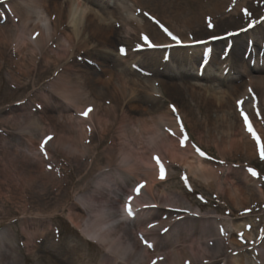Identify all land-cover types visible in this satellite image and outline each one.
Segmentation results:
<instances>
[{
  "label": "rangeland",
  "instance_id": "374dc122",
  "mask_svg": "<svg viewBox=\"0 0 264 264\" xmlns=\"http://www.w3.org/2000/svg\"><path fill=\"white\" fill-rule=\"evenodd\" d=\"M119 1H124L125 5L133 10H139L137 4L132 6V0ZM178 1L180 2V0ZM198 1L203 3V0ZM80 2L77 6L78 11L79 9L83 10L84 1L80 0ZM105 2L101 3L99 0H94L92 6L94 9L104 10L103 12L107 13L103 16L107 18V21L104 22L109 23L111 19L108 16L114 10V6L108 0ZM145 2H147L144 7L146 19L150 17L148 13L155 10L151 8V5L158 10L164 5L162 0H145ZM242 2L243 6L236 8L237 3ZM230 3V6H226L227 8L222 10L226 17L217 14L211 18L212 21L205 20L204 27L209 26V21L213 26V22L219 18H222L220 19L222 23L227 22L228 14L234 9H238V12L249 16L252 14V12L249 13V10L259 7L257 13H260L259 11L264 6V0H231ZM7 6L9 10L10 5ZM167 10L169 12L174 10V5H170ZM10 23L12 21H9V18L0 20V26L5 30L3 40L5 39L6 43L4 55L0 57V170L6 169V161H8L9 168L10 163L13 162L12 170L9 169L13 185L10 187L0 186V232L2 237L0 239V264H117L116 261L119 260L125 263L118 264H134L127 258L128 249H125V252L123 250L124 255L120 256L116 253L118 251L116 248L110 247V251H107L98 241L90 243L84 240L78 230L68 222V212L75 203L84 201L86 196L92 195L91 201L85 202V215H90L95 219L99 229L98 234L107 231L106 229L110 227H115L116 230V225H119L118 228L125 229L130 226L136 228L139 225L137 223L138 225L135 226L137 221L119 223V217L108 220L107 213L116 210L119 214L120 205L115 206V210H112L110 205L111 198L119 192L110 174L116 177L124 176V174L118 172L119 167L115 165L122 157L116 158L117 162L110 163L109 169L106 164L104 149L109 145L119 147L123 141L119 127L125 122L134 124L135 119L132 116L139 117L143 114V116H149L151 119L158 116L162 117L163 121L168 122L163 116L167 104L180 106L195 114L197 124L190 125L191 128L185 122L183 124L192 143L202 151L203 155H196L198 154L196 149V154L192 153V149L187 145L183 149L185 155L182 156L188 158V161L194 166L201 162L200 166H203V171L209 177V185L202 187L195 181V186L190 175L186 176L185 170L180 166L179 155H176V158H171L166 154H160V157L156 158H159L164 167V178L161 179L160 170H158L156 172L157 180L162 183L156 188L166 195L170 200L168 203L178 205L179 202H183L190 208L199 211L202 216H214L205 218L188 216L186 219L192 221L191 225L182 223L185 228L178 234L179 238L171 240L174 246L180 244L179 246L183 247V252L187 255L190 251V241L195 238H199L201 242H206L207 248L212 249L209 252L193 249V254L189 255L190 259L184 260V264H224L231 260L229 258L235 257L237 252L244 254L245 260L248 257L250 259L253 257L255 260L251 262L252 264H264V159H261V154L248 158L244 153L231 150L226 139V136L233 134L239 139L233 125V119L237 117L234 114H241L238 116L239 118L237 117V124H240V127L244 126L245 122L242 117L244 110L242 108L252 101V96L246 95L241 100L236 96V92L223 87L224 83L219 82V86L216 80L203 77L215 72L223 76L221 70L215 71L210 68L205 70L206 72L202 77L195 76L193 63L180 66L176 62H168L167 59L170 56H167V53L164 55L162 51L148 49L149 51L147 50L142 57H139L138 67L132 68L135 69L134 73L128 74L126 77L130 81L132 80L131 86L135 91L134 102L138 105V110L129 111V116L125 115V117L113 110L99 114L98 119H105L108 126V134L103 135L102 140H98L101 136L100 127L95 129L94 134V130L89 132V137L81 138L79 134L68 135L60 123H57L54 128L50 127V123H53L56 118L63 119L66 117L68 124L76 128L80 123L88 124L87 116L81 115L82 111L78 110L79 107L75 101H79L81 95H70L69 90L42 95L46 92L41 90L53 78L51 71L37 79L38 82L35 86L32 85L31 76L24 77L15 73V76L10 79V70L14 69L15 63L11 60L9 53L12 54L15 51L16 39L20 36L17 28L11 29ZM227 25L216 28V31L227 30L228 27H224ZM118 29L115 28V30ZM86 33L88 32L86 31ZM122 33L110 35L108 40L114 44L112 46H101L98 43L90 44L91 40L87 39L88 46L91 48L86 55L90 59L88 66L96 70L95 73L101 81L104 80L105 75L98 70L101 66H94L96 64L94 61L99 62V59L103 58V63L108 68L112 66L118 68L116 64L126 66V62L132 61L129 58L125 60L121 56L118 58L115 45L116 42L121 44L119 36ZM196 37L192 36V38ZM245 38H242V42ZM39 43L40 48L46 46L44 40ZM26 48H29L27 50L34 55L37 54L30 43L27 44ZM75 53L74 56H76ZM181 54L187 53L184 51ZM177 55H179L178 52ZM147 57L152 58V60L146 62ZM115 59H118L119 63H115ZM71 60L75 61V58ZM40 61L39 59L38 64ZM76 63L79 64L78 61ZM229 69L228 78L232 77V73L235 72L234 66ZM239 79L237 81L232 80V82L230 80L227 86L232 88L236 82L242 84L246 81L245 76ZM172 83L177 86H169ZM190 84H195L198 87L212 86L220 97L227 95L225 99L230 100V97L234 96L235 100H233V104L232 101L227 103L221 97V100L224 101L222 104L224 108H218L217 101L214 106L212 105L213 107H209L210 105L205 107L206 104L200 100L199 94L188 88ZM76 87L71 93L77 92ZM250 91L249 88V93ZM103 96L106 98V94ZM105 98H98L97 100L101 102ZM238 101L242 103L238 105ZM140 108L144 109L145 112L141 111ZM23 114L26 117L33 115L35 121L39 123L37 127L42 126L44 129V137H51V139L44 142H41V139L38 141L39 138L34 137L36 131L32 130L34 126L32 124L29 129L32 132L31 137L34 139L27 138L24 125L20 126L14 121L17 116ZM220 115L223 117L220 118ZM122 118L124 121H121ZM200 120L203 122L201 123ZM239 131L247 134L242 129ZM200 138H203L201 144L198 141ZM251 139L254 148L258 147L252 135ZM72 140H75V143L70 148L67 143ZM96 142L98 144L94 148ZM142 142L146 145L145 140ZM132 143L135 148L138 147L136 141ZM131 158H136L141 165H152L153 163L152 156L150 157L149 154L142 155L139 159L135 155ZM75 159L79 160V163H76ZM249 169L254 170L257 175L253 176L248 171ZM43 171L47 176H42ZM28 173L32 177L30 183L25 180V175ZM51 177H55L57 180V187H60L58 192L52 193V188L46 187V185H50ZM129 187L126 190L130 193ZM92 189L93 191H91ZM128 192L126 195L129 194ZM59 193L62 198L61 201L57 202L54 195ZM106 193L109 194V199L106 198ZM103 195L107 200L102 197ZM162 197H164L162 194L155 195V200L159 202L163 199ZM156 211L157 209L154 208H147L146 210L151 217L153 216L151 219L155 218ZM167 215L171 216L173 213H167ZM158 218L160 217L158 216ZM201 220L205 223L203 228L202 222H199ZM204 228H208L209 232L202 233ZM31 230L37 231L31 234ZM121 234L120 232L117 233L118 236ZM171 236V229L164 234L156 230L154 234L149 236L150 240L159 239L162 241L165 247H162L160 251L164 254L159 256L152 254L147 264L157 263L166 257L169 260L167 242ZM124 238L127 244L133 243V246L143 247L148 237L146 236L141 240L135 237L133 241L130 234ZM124 240L121 239V242L123 246H126ZM116 244L113 239L110 241L111 246ZM152 245L154 246L155 242L152 241ZM216 248L219 249L217 253ZM225 248H227L226 251H224ZM147 249L152 251V247ZM106 256L111 258L105 259ZM115 258L118 260H113ZM106 260L110 262L106 263Z\"/></svg>",
  "mask_w": 264,
  "mask_h": 264
},
{
  "label": "bare ground",
  "instance_id": "6f19581e",
  "mask_svg": "<svg viewBox=\"0 0 264 264\" xmlns=\"http://www.w3.org/2000/svg\"><path fill=\"white\" fill-rule=\"evenodd\" d=\"M8 1V4L11 6L13 17V23H10L11 29H14L15 27L20 32V36H18L16 39L17 45L15 44V51H13L12 54L11 52L9 53L11 60L15 63L14 69L10 70V79L15 76V73H18L24 77L31 76L32 85L35 86V84L38 82L37 79L42 78L43 75L50 71H57L53 74L52 80L48 82L41 90L42 92H46L42 95H46L47 93H58L60 91L65 92L69 90L70 95H81L79 97V101L75 100L79 107L78 110L85 112L90 108L91 111L87 116L89 121L87 123L89 125L80 123L76 128L72 125H69V122L65 119L66 117H64L63 119H54L53 123H50V127L54 128L57 123H60L64 127V130L68 132V135L79 134V137L81 138L89 137V132L94 130V134L95 129L100 127L101 136H99L98 140H102L103 135L108 134L106 120H99V114L104 112L107 113L108 110H113L118 111L119 115L125 117V115L129 116V111L138 110V105L134 102L135 91L131 86L132 80L130 81V79H127L126 77L128 74L134 73V69H131V67L134 66V63L136 64L137 61H140V58L138 57H142V55L147 52L146 48L148 46L155 45L154 47L156 48H162L159 50H163L164 48L168 49L170 52L169 61H173L178 63L180 66H184L186 63H191L195 59L198 61L200 58L199 50L201 49V46H197L192 49L186 48L190 41L201 39L205 40L206 37L214 36L216 38L214 44L219 45L221 42H226V40L220 39L231 37V39L234 38L235 44L237 43L236 45H239V41H241L243 37L253 34L257 29V31H259L260 27L264 26L262 19L250 29L245 25L246 22L254 23L257 21L259 15L264 13V6L259 11L260 13H257L259 7L249 10L248 6H246L249 10V13L252 12V14L249 16L238 12V9H234L233 11L231 10L232 12L228 14L229 18L227 19V22L222 23L220 20L222 18H219L216 22H213L212 28H209V26L206 27L209 29L207 30L203 25L205 20H211V18H214V16L217 14L221 15V17H226L224 16L222 10L231 5V0H203V3L198 0H180V2L178 0H162L164 1V5H162V8L159 10L151 5V8L155 10L153 11L151 9L152 12H150V16L154 15L153 19L161 21L166 27H168L173 35L180 39L182 43L176 44L171 38H168V36L163 34L160 30H157L154 25L149 22V20H146L140 16H138V20L133 19L131 14L134 15L136 13L133 9L126 6L124 1H122V3L119 0H108V2L114 6V10L111 13L109 12L110 16H108V18L111 19V22L109 23L104 22L107 21V18L103 16L107 13L103 12L104 10L94 9L92 6L94 0H86L83 2V10L79 9V11L77 6L79 3H81L80 0H7L6 2ZM99 1L101 3H106L105 0ZM132 4V6L137 4L139 9L142 10V8L144 9L146 6L147 2H145V0H132ZM170 5H174V10L169 12L167 9L170 8ZM242 6L243 2L237 3L236 8ZM4 14H6L5 17L9 16L8 13ZM9 21H11V18ZM225 24H228L227 26H224L228 27L227 30L225 29L224 31L219 32L216 31V28H222V26ZM115 28L119 29L115 30ZM236 29H241L243 32H239L235 35L236 37H233L232 32ZM86 31L88 33H86ZM123 31L124 33H122ZM121 33L122 35L119 38V42L128 51V53H125L124 58L129 56L128 58L132 61L126 62V66L116 64L118 68H115L114 66L108 68L106 64L103 63V58L99 59V62L96 61V63H99V66H101V74L105 75L103 81H101V79L93 70L90 71L83 66L82 69V67L78 65L76 66L73 62L68 64V62L71 61L70 58L73 57L74 52L77 54L81 52L85 55L91 50L90 46H88L87 39L91 40L90 43L96 42L101 46H112L114 44L108 40L110 35H120ZM3 34H5V30H3L2 26H0V57L4 55V45L6 44L5 39L3 40ZM203 34L206 35L204 36ZM191 35L197 37L191 39ZM142 36L148 37V41L146 43H143L144 40L141 38ZM41 40H44L46 44V46L44 45L43 48H40L39 42ZM28 43H30L32 47L35 48L37 51L36 55L27 50L29 49L26 48ZM138 45L144 50H140L141 48H139ZM188 50H192L191 55L188 56L187 54H181V52L184 51L188 53ZM177 52L179 55L176 56ZM232 55L234 54L232 53ZM224 56L225 55L223 54V58L220 60L215 59L213 56V59L209 64H207V66L212 67V65H221L223 67L222 69H224L226 66L224 65L225 62L227 63L228 61H231L233 62L232 66L235 68V72L232 73V77L228 78V73L223 76L217 73H210L204 76L201 75V77L206 76L205 78L209 80H216L219 86V82L224 83L223 87L236 92V96L241 100L242 97H245L246 95H249V97L252 96V101L242 109L249 117L252 128L256 132L257 137L260 138L262 149L264 150V61H262V63L253 61V63L250 65L248 61L243 59V56L236 57V55H234L235 58L233 59H225ZM227 57H230V55ZM39 59L41 61L38 64ZM146 59V62H150L152 60L150 57H147ZM83 61L85 60L83 59ZM114 61L115 63H119L118 59H115ZM242 76H245L246 78L244 83L239 84L236 82V85L232 88L227 86L230 80L231 82L232 80L237 81L240 80L239 78ZM173 85L176 84L172 83L169 86L173 87ZM74 87H76L77 92L71 93ZM188 88L192 92L199 94L200 100L206 104L205 107L208 105H210L209 107L212 105L214 106L215 102L217 101V107L224 108L222 106L224 101L221 100V97L223 96L220 97L219 94H216L218 92L214 90V87L207 85L204 87H198L195 84H190L188 85ZM249 88L251 90L250 93ZM223 93L224 95L226 94L225 91ZM104 94H106V98L103 96ZM226 97L227 95H225L223 98L225 99ZM98 98L105 99L104 101L99 102L97 100ZM230 98V100L225 99V101L227 103L232 101L231 103L233 104L235 97L231 96ZM106 105L107 107H105ZM168 107L169 104L163 111V116L166 120H168V122L163 121L162 117L158 116L152 119L149 116H143V114L139 117L132 116L135 119L134 124H132V122H125L121 127H119V132L123 138V141L119 147L116 148L113 145H109L104 149L107 159V167L110 166V163L117 162L116 158L122 157L118 164L116 163L115 165L119 167V169H117L118 172L120 171V173L124 174V176L119 175V177H116L115 175L110 174L112 181L117 186V190H119V192L115 193L114 197L111 198L110 205L112 206V210H115V206L118 204H120L121 208H138V210H140L143 204L158 203L155 200V195L162 194L164 197H162L163 199L159 201L160 205L152 204L153 206H158L159 208L157 214L154 217L158 216L159 213H164L160 212V210H176L179 213L188 212V208L182 202H179V208L177 209L170 208L168 207L169 205L165 206L170 200L166 197V195H164V193L156 188L157 185L162 183L157 180L156 175V171L159 166L154 160L153 165H141V163L136 158H131L133 155L137 156L138 159L140 156L147 154H149L150 157H160V154H166L171 158H176L175 156L179 155L180 158L178 161L180 162V166L185 169V173L188 174V176L190 175V178H192L194 184L195 181H197L202 187L209 185V177L203 171V166H200L201 162L197 166H194L188 161V158L182 156L185 155L183 153V149L187 146L188 142L190 143L186 136L182 121L188 124V126L191 128L190 125H195L198 123L195 114L190 113L188 110L177 105H174L175 111H171ZM140 110L145 112V110L142 108H140ZM174 114L176 115L174 116ZM234 115H237V117L239 115L241 116L239 113ZM216 117L218 118V116ZM221 117H223V115H220V118ZM237 117H234L233 125L236 128L239 139L235 137L234 134L226 136L229 147L231 150L246 154L248 158H253L256 156V147L254 148L251 134L247 130L246 125L240 127V124H237ZM14 121L20 126L24 125L27 138L34 139V137H37L39 138L38 141L44 138L43 136L45 135V131L42 126L37 127L39 123L35 121L33 115H28V117H26L24 114L19 115ZM121 121H124V119L122 118ZM200 122L202 123L203 120H200ZM31 124L34 125L32 130L36 131L34 137H31L32 132L29 129ZM239 129L247 132L248 135L244 132L241 133ZM226 134L228 135L227 132ZM124 138H126V140H124ZM142 140L146 141V145L143 144ZM181 140H184L183 146H181ZM202 140L203 138L198 140L200 144ZM133 141H136V145H138L137 148L134 147V144L132 143ZM221 141L223 140L221 139ZM74 143L75 140H72L71 142L67 143V146L72 148ZM97 144L98 142L94 144V148H96ZM75 162L79 163V160L75 159ZM5 165H7L6 169L0 170V186L10 187L13 185V179L11 178L12 175L9 169L12 170L13 162L10 163V168L8 161L5 162ZM44 175L47 176V174L43 171L42 176ZM25 176V180L30 183L32 181L31 175L28 173ZM142 179L145 180V184L142 188H140L139 196L132 198L131 200L124 198L128 192L126 190L127 187L130 186V189L131 187L136 189L139 186L136 183ZM49 182L50 185H46V187L52 188V193L55 191L58 192L60 187H57L56 178L51 177ZM91 191H93V189ZM105 195L106 198L109 199V194L106 193ZM105 195L102 197L105 198ZM91 196L92 195L86 196L84 201L75 203L68 212L69 223L78 231H80L83 238L87 237L92 241H98L107 251H110V247L116 248L118 249L116 253L120 254V256L124 255L123 250L125 252V249H128L127 258L130 259L134 264H147L152 254L155 256L164 254L160 251L162 247H165V244L159 239H152V241L155 242V245L152 246V251L144 246H133V243H125V236L128 237L131 234L132 240L134 241L135 237H138V232L141 234L147 232L149 234L153 233V231L159 228L158 224H154L151 228L147 226L141 231V224L139 223V225L137 223L135 224V226L138 225L136 228L134 226H130L128 229L118 228L119 225H116V230L115 227H110L106 229L107 231L98 234L99 229L97 228L98 225L96 224L95 219H93L90 215H85V202H90ZM54 198L55 201L59 202L61 201L62 197L59 193L54 195ZM106 198L105 200H107ZM143 214H145V219L152 218L149 212L146 213V211H143L140 213L141 216ZM118 216L119 215L117 214L116 210L115 212L107 213L108 220H112ZM187 217V215H178L174 219L172 218L168 220V218H166V220H168L167 225H171L169 227L173 230L171 239L169 242L166 241L168 244L167 248L169 252V260L166 257L161 261L159 260L155 264H184L185 259H190L189 255L191 253L193 254V249L199 250L200 252L212 251V249L207 248V243L204 241L201 242L199 238H195L190 241L189 255L183 252L184 249L183 247L179 246L180 244L175 246L172 244L173 242H171V240L174 238H179L178 234H180L185 228L182 226V223L191 225L192 221L190 219H186ZM202 217H212V215H204ZM174 220L178 221L175 222ZM152 221L153 220L151 219V221H147V223ZM199 222H202V220ZM201 226L203 228L205 223L202 222ZM191 228L193 227L191 226ZM36 231L37 230H31L30 233L32 234ZM118 232L122 234L118 236ZM204 232H209L208 228H204L202 233ZM112 239L117 243L116 245H110V241ZM121 239H125L124 243L126 246H123ZM226 250L227 248L224 249V251ZM215 251L217 253L219 249L216 248ZM244 257V254L237 252L235 257L229 258L231 260L225 262L224 264H252L251 262L254 261L252 257L251 259L248 257L247 260H245ZM109 258L111 257H105V259ZM113 260L116 261L118 259L115 258ZM105 262L108 263L110 261L106 260ZM116 262L117 264L125 263L120 260Z\"/></svg>",
  "mask_w": 264,
  "mask_h": 264
},
{
  "label": "snow or ice",
  "instance_id": "6c2138e0",
  "mask_svg": "<svg viewBox=\"0 0 264 264\" xmlns=\"http://www.w3.org/2000/svg\"><path fill=\"white\" fill-rule=\"evenodd\" d=\"M248 26H249V27H252L251 24H249ZM212 27H213L212 24L209 22V28H212ZM161 28H163L164 32L167 33V35H168L169 37H171V39H172L176 44H180V43H182L178 37H176L175 35H173V33H171V32H170L167 28H165L163 25H161ZM141 38H142L145 42L148 41V37H146V36H142ZM150 46H155V45H150ZM138 47H139V45H138ZM120 51H121L122 54L125 53V49H124L123 47H121ZM241 103H242L241 101H238V105L241 104ZM173 110L175 111V109H173ZM90 111H91V109L89 108V109H87L85 112L81 113V115H83V116L86 117ZM242 115H243L244 122H245V125H246V127H247V130H248L249 133L253 136V138L255 139L256 143H257L258 145H260V144H261V140H260L259 137H257V134L255 133V131H254L253 128L251 127V124L249 123V117H248L246 114H244L243 112H242ZM48 139H51V137L46 138V140H48ZM183 145H184V140H181V146H183ZM197 151H199V149H197ZM200 154L203 155V153H200ZM154 159H156L157 165L160 167V177H161V179H163V178H164V167H163V165L161 164V162L159 161V158H154ZM261 159H264V151H262V153H261ZM248 171H249L253 176L257 175V173H256L254 170H252V169H249ZM184 179H186V178H184ZM142 187H143V185L141 184V185H139V186H138L136 189H134V190H135L137 193H139V190H140V188H142ZM129 200H131V197H129ZM148 227L151 228V227H153V225L149 224ZM165 231H167V229H165ZM149 246H151V245H149ZM153 264H155V262H153Z\"/></svg>",
  "mask_w": 264,
  "mask_h": 264
}]
</instances>
